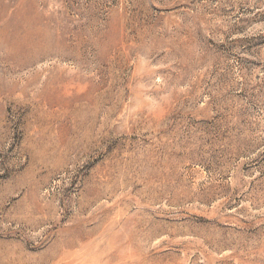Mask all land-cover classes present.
I'll list each match as a JSON object with an SVG mask.
<instances>
[{"label":"rangeland","instance_id":"374dc122","mask_svg":"<svg viewBox=\"0 0 264 264\" xmlns=\"http://www.w3.org/2000/svg\"><path fill=\"white\" fill-rule=\"evenodd\" d=\"M0 264H264V0H0Z\"/></svg>","mask_w":264,"mask_h":264}]
</instances>
